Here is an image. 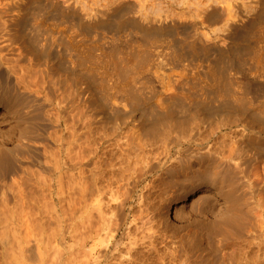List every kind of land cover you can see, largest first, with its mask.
<instances>
[{
    "label": "rangeland",
    "instance_id": "obj_1",
    "mask_svg": "<svg viewBox=\"0 0 264 264\" xmlns=\"http://www.w3.org/2000/svg\"><path fill=\"white\" fill-rule=\"evenodd\" d=\"M54 1L56 0H34V2L25 6L26 8H22L21 13L23 14V20H21V25H26L23 28L21 26V39L17 38L13 31L3 38L0 36V50L3 49V47L5 48L8 46L5 50L0 51V96H4L5 98L10 96V98H8L9 102L13 106H17L18 108H15L19 110V112L24 113L22 114L25 119L24 122L26 121L28 124L24 123L25 129H27L25 130V138L27 137V139H25L23 143H20L21 146L18 142L14 143V141H6L7 143L4 142L5 147L10 149L9 153L11 157L9 162L4 163L3 165L0 164V264H74L77 249L74 238L76 209H74L75 206L73 208V199L75 195H73L72 192H74V190L71 189L72 186L70 185L74 184L73 176L75 175L73 174H75V171L73 170L72 172L71 170L73 168V163L75 162L73 159L75 157V152L73 148L70 147L71 144L69 143L72 142L73 133L75 131L78 133H81L82 131L86 132L85 129L89 126L88 128L93 129L95 132L105 131L103 133L109 132V135L111 134L110 132H113L114 135L111 134V136H115L116 132L117 136H115L116 138L113 137L115 140H112L111 144H117L119 142L123 143L126 141L124 132L129 130L130 127L133 128V126L136 125L134 127L138 128L139 122L142 120L144 121V119L145 125H152V122H155L159 117H166V113L167 115L173 113L174 115L172 114L173 116L171 115L169 120L158 128L157 133H162L161 135L159 134L160 136H165L168 129L172 128L169 129V132L171 133L168 132L169 135L174 138H180L179 143L184 146L188 143L199 142V140L205 144L210 143L215 145L217 143L216 145L219 146L222 143H232L233 138L230 136L232 129H227L226 127L228 125L231 124V126L234 127L233 129L237 128V125L239 124L246 125L247 122L251 120L250 117H253V114L256 118L261 117L264 119V14L251 27V31L245 33V23H247V19L240 16L241 10L239 11V6L242 2H236L237 0L235 2L232 0H57L61 1L59 4V6L61 5L60 7L58 5L54 6ZM122 4H129L135 8L124 11L122 19L126 20L125 25L118 28L115 27V25L120 18L114 16L116 15L114 9ZM237 4L239 6H237ZM250 4L251 3H248V5H245L246 7L243 8L245 9V12L250 11L247 14L250 18L253 17V19H255L257 16L254 17V15H257V12L259 13V9L262 8V6L260 7L259 5ZM61 7L65 8L63 9ZM66 8L68 10H66ZM212 8L216 10V15H210V17L209 13L213 10ZM62 9L63 12H61ZM218 12L221 14H218ZM61 13H66L64 16L67 18L68 24H71L72 33L75 34L74 36L76 38L78 37L77 39L75 38L76 41L74 40L73 48L70 47V49L68 48L69 50L64 47L61 42H58L59 45H52L51 43L52 38L54 36L57 37L56 34L58 33L55 32L64 28V25L60 23V20L63 19V14ZM108 15H110V17H108ZM107 18H111V22L106 26L102 24L97 27H91L92 29L83 26L85 23L104 21L107 20ZM52 19L55 20L53 21ZM132 20L139 22V25L134 24ZM39 21H45L48 30L41 29V31L33 27V25L39 23ZM55 22H57L56 27L55 24H53ZM155 26L158 28L155 29ZM49 27L54 29V31ZM151 27L152 29L148 30V28ZM144 28L147 31H144ZM159 28L164 29L160 30ZM30 46H32L31 48L34 47V51H37H31L29 48ZM11 47H16L15 52H17V54L22 53L23 55V53H26L24 56H28L29 60L31 57V61L35 63L37 61L36 55L38 53H43L45 55L47 53L48 56L46 55L45 57V55H43L46 60L40 61L39 65L36 63L41 70V73L42 70L46 71H43V74L39 73V76L34 71L35 74H31L34 77L36 76L38 80L43 83H41L43 86L36 82L37 78L33 79L34 77L32 78L31 75L30 77L28 76L31 78V81L29 80L27 84L26 80L29 78L25 79V83L19 82L17 79L18 72L16 73L19 66H17L16 60H13L16 56L12 55L10 51L7 50L12 49ZM10 56L13 61L10 59ZM14 61L15 63H13ZM8 66L18 68H15L16 70L14 69L15 71H13L14 67L11 69ZM217 66H219V68L222 66L224 70L227 69L225 72L226 80L224 79L225 85L227 86H225L224 89H221L223 92L226 90L224 95L223 92L221 95V90L218 91L220 92L218 94L216 80L214 79L215 77L211 76V71L216 69ZM180 75L182 78L181 80H178ZM42 77L43 79L46 78L44 79L46 81L42 80ZM175 79H177L175 81L176 84L174 82ZM33 80L34 84L30 83L33 82ZM28 84H31L30 86L32 87L28 86L31 90L26 87ZM37 84H39L40 87L37 86ZM18 85H21L22 87ZM167 86H169V88ZM46 87H48V89H46ZM77 90L83 91L82 93L85 92V95H79ZM164 96L166 97V100ZM162 99L165 101L163 102ZM160 102L162 103L161 105L163 109L160 106ZM203 104L206 108H202ZM224 106L231 107L230 109H232L234 114L233 112H231L232 114H229V112L221 111V108ZM234 109H237L241 113H235ZM216 111H219L220 114L218 112L216 113ZM122 113L127 116L125 117ZM119 114L120 116L123 115L124 118L122 116V119L121 117L118 118ZM114 118L118 119L116 120L117 124L111 121ZM125 118H128L129 121ZM120 119L123 121H120ZM124 119L126 121H124ZM106 121H108L107 124ZM119 121L122 122V126L119 124ZM256 122L257 123H255L249 130L252 132H260L259 135L261 139L264 140V130H261L263 125L262 121L259 120ZM89 123L92 125H89ZM103 123L105 125H103ZM109 124H112L114 128L111 127L110 130ZM118 124L119 127H122V130L118 126L115 127V125ZM68 127L71 128L68 129ZM78 127L80 128L78 129ZM161 127L163 128L162 130L160 129ZM137 128L135 130H137ZM214 132H217V134ZM70 134L72 136H70ZM156 136H158V134H156ZM118 138L122 140H119ZM141 138L146 139L143 135H141ZM263 140H260V142H257L258 144H256V148L262 153H264ZM116 144L111 146L108 145V143L102 146L95 144L91 149L95 154L93 159L95 160V163L92 160L89 166L83 165V169H85V171L87 170L85 172L86 175L91 176L95 173L98 175L100 174V180H98L99 183L95 184L94 182L92 184L93 187L91 186L92 188L89 196L93 197H89L88 200L89 206H91L89 208L94 211L92 212L93 220L95 221H99L100 219V217H98L100 215L97 213H100L101 210H108V206L114 204L111 196V192L113 191L106 194L103 192V189L100 191V187L105 186L108 183L107 181H109V178L110 181L111 179H120H118L120 174L115 173L114 175V172H117L119 166L115 164L118 162L115 159V156H118L117 152L119 151ZM69 147L71 149H69ZM243 151L245 152L246 150L243 149ZM17 152L18 154H16ZM244 152H242L243 155H251L255 150H247V152ZM71 155L73 157H70ZM71 158L74 162L72 160V162L69 161ZM259 159L256 162L251 163V166L248 168L247 177L249 182L246 178V183H252V185L255 183L254 186H257V189L254 187L256 192H249L251 193L249 195L251 196L253 194L254 197L251 198V200L249 199L250 203H247L243 208L244 216L247 219L245 220V224H247L246 221H249L248 225H250V222L252 221L251 224L253 223L252 225L255 226V230L251 231L250 236L248 238L246 237L247 239L244 238L245 234H243V236L238 234V236V232L236 230L233 231V229L232 234L234 235L232 236H235L234 238L229 236L231 239L228 240L226 238L229 237L225 238L219 236L225 238L223 251L229 255L227 257L228 260L231 256V260H234L233 262H228L227 260V264H236L237 261H240V264H264V167L261 163L262 160ZM21 169L24 170L22 171ZM67 174L68 176H66ZM116 175L117 179H115ZM23 176L24 179H22ZM113 176L114 178H112ZM118 182L123 184L122 181ZM33 187L35 189H33ZM259 187L261 188L258 190ZM113 190H116V192L114 191L115 194L112 193L115 195V199L116 195L118 197L122 196L121 194L119 195V193H123L124 191L123 189V191H117V189ZM138 194L136 195L134 203V208L136 207V209H134L135 212H138L143 205V202L138 203V201H136ZM152 197L153 196L149 198L152 200H148L150 204L161 201L158 197L157 200L156 196H154L155 198ZM110 199L112 201H110ZM260 204L262 205V208H260ZM144 207L145 205H143V208ZM40 208H44L45 211ZM26 209L30 214L29 212L27 213L24 211ZM32 210L33 213L31 212ZM24 212L28 214L32 227L34 220L35 223L38 221L37 223L39 224H34L33 229L31 227V237L28 236V239L23 241L19 239L24 235V232L22 231L25 229L17 222V217ZM219 213V210H215L213 213L209 214L210 219L213 221L216 216L220 215ZM257 214H263L261 216L263 219L258 221L256 217ZM31 217H33L34 220ZM96 217L97 220L95 219ZM188 218L189 217H187V219ZM190 218L189 221H186L187 219L185 218L180 220L177 219L179 220L177 221L174 216H171V225L169 228L167 227V231H170L171 234L176 230L181 231L182 233L184 231L181 229L184 227L183 225H185V227L188 226L187 228L191 230L190 232H192V234L195 233L194 235L203 231L200 234L203 235L205 243L209 240L214 246L218 237H216V239L214 238L212 241L211 239L213 238L210 239L208 235H206L207 237L205 236V232H207L206 223L208 222H204V220L203 222L202 220H192L193 218ZM187 222L189 223L188 225H186ZM135 223L136 221L133 222L132 225ZM35 227L39 228L37 229ZM229 230L231 232V229ZM167 231L162 232L167 233ZM165 233L159 234V242L156 243L157 245L160 243V248L156 252L157 254L160 252L159 256L153 250V260H155V262H152L153 260H151L146 264H165L172 262V260L169 259L171 258L169 255L167 256V260H164L166 259V255L170 253V249L175 247V245L172 244V247L170 246V241L173 243L172 238H167L170 234L167 233V235ZM162 235L163 237L166 235V237L161 238ZM192 238L194 237L192 236ZM97 239L95 240L97 241ZM162 239L168 241L169 245L166 246L165 242L164 245H161L163 244ZM93 246V241H90L88 245L80 248V250H82L80 253H83L84 255L86 254L85 257L92 261H94L93 258L99 255L98 250L102 247H100L99 244L97 248L96 246L93 248ZM90 247H92V249ZM161 247H165L167 250H165V248L163 250ZM144 249L146 250V247H144ZM214 249H217L216 246H214ZM89 250H91V252ZM220 252L221 251L218 249L219 254ZM89 253L90 255L88 256L87 254ZM230 254H233L234 256ZM159 257L161 259H159ZM81 258L85 261L83 256H81ZM124 258L127 257L124 256ZM240 258L242 260H240ZM196 259L197 258L194 259L192 264H200L198 263V259ZM118 263L119 262L117 261V264Z\"/></svg>",
    "mask_w": 264,
    "mask_h": 264
},
{
    "label": "bare ground",
    "instance_id": "obj_2",
    "mask_svg": "<svg viewBox=\"0 0 264 264\" xmlns=\"http://www.w3.org/2000/svg\"><path fill=\"white\" fill-rule=\"evenodd\" d=\"M232 1L235 2L236 0H232ZM238 1L242 2L241 3L242 5L239 2L240 6L238 4H237V6H239V11L241 10L240 11V16L242 18H244V19H247V23H245L246 26H245V30L244 31H245V33H248V32L251 31V27L255 24V22H257V20H259L262 17V15L264 14V0H237L236 2H238ZM31 2H34V0H0V36L2 38L5 37V36H7V35H9L13 31L14 32V35L17 38L21 39V37H22L21 36V26L23 28L26 25V24L24 26L21 25L22 24V21L21 20H23V14L21 13L22 12V8L25 7V6H27ZM60 2L61 1H57L56 0V1L53 2V5L54 6H57V5L59 6ZM248 3H251L252 5L253 4L259 5L260 7L262 6V8L259 9L260 11L258 10L259 13L257 12V15L256 14L254 15V17L257 16L255 19H253V17L250 18L247 15L248 12H250V11L245 12V9L243 8V7H246L245 5H248ZM189 5H187V6H189ZM216 6H217V4H216ZM59 7H57V8H59ZM61 8H63V7H61ZM131 8L133 9L135 7L134 6H130L129 4H122V5H119L118 7H116L114 9V12L116 14L114 16H117V18H120L119 21H117V23H116L117 26L115 25V27L120 28L123 25H125L126 20H123L122 19L123 18L122 15H123L124 11H126L128 9H131ZM49 9H50V7H49ZM63 9L61 10V12H63ZM215 9H217V8H215ZM252 9H253V7H252ZM66 10H68V9L66 8ZM69 10H71V9H69ZM223 10H225V9H223ZM208 11H210V10H208ZM228 13H230V12H228ZM61 14H63V13H61ZM64 14L66 15V13H64ZM64 14L62 15L63 16V19L60 18L61 19L60 20V23L64 25V28L62 30H58V32H55V33H58V34H56L57 37L54 36L52 38V35H51V38H52V40H51L52 42L51 43H52V45H55V44H58L59 45L58 42H61V44L64 45V47H66L67 49L68 48L70 49V47L73 48L74 40L76 41V39L78 37L76 38L74 36L75 34L72 33L73 31H72L71 26H70L71 24H68L67 18L64 16ZM70 14H71V12H70ZM218 14H221V13L218 12ZM222 14H223V12H222ZM210 15L211 16L216 15V10L213 9L209 13V16ZM108 17H110V15H108ZM111 18H107V20L98 21V22H94V23L93 22L92 23L91 22H88V23L83 24V26H85V28L97 27V26L102 25V24L104 26H106V25H108L111 22L110 21ZM238 19H240V18H238ZM128 21H130V20H128ZM132 22H134V24H136V25H139V22H137V21H133L132 20ZM53 24H55V27L57 26V22H55ZM34 25H33V27L37 28L38 30H41V29H47L48 30V28H46L45 21H42V22L39 21V23H36ZM142 26H144V25H142ZM132 28H134V27H132ZM157 28L158 27H156L155 29H157ZM50 29H52V28H50ZM144 29H142V30H144ZM149 29H152V27L151 28H148V30ZM163 29H160V30H163ZM52 30L54 31V29H52ZM144 31H147V30L145 29ZM188 37H190V36H188ZM76 43H78V42H76ZM32 46H30L29 48H30L31 51H34V47L31 48ZM6 47H8V46H6ZM5 48L3 47V49H1L0 51L5 50ZM7 50H9L10 53L12 55H15L16 58H17V59L16 58L15 59L13 58V60H16V64H17V66H19V69H17L18 67H14L15 66L14 64H12V65H14L12 67H14L13 68V71H15L16 69L18 70V71H16V73L18 72L17 73L18 74L17 79L19 80V82L25 83L27 81L26 82V84H27L29 80L31 81V78H29L31 74L34 75L36 73L39 76L40 74H43L46 71V70L45 71L42 70V73H41V70L38 68L39 62L42 61V60L43 61L46 60L43 57V55H45V54H43V53L40 52L41 54L38 53L36 55V60H37L36 63H38V65H37L35 62L31 61V57H30V60H29L28 56H24V54H26V53H23V55H22V53H20V54L18 53L17 54V52H15L16 51V47L15 48H12V49H7ZM35 51H37V50H35ZM45 53H46V51H45ZM46 55H47V53H46ZM46 55H45V57H46ZM2 59H4V58H2ZM10 59L12 60V57ZM120 59H122V58H120ZM8 63H10V62H8ZM13 63H15V61ZM41 63H43V62H41ZM41 63H40V65H41ZM113 65H115V64H113ZM8 67L12 69V67H10V66H8ZM186 68H188V67H186ZM218 68H219V66H217L216 69H213L211 71V76L215 77L214 79L216 80V89H217V92L220 91L221 89H224L225 86H227V85H225V80H226L225 79V72H226L227 69L224 70L222 66L219 69ZM207 69H209V68H207ZM33 77L34 76H32V78ZM27 78H29V79L25 81V79H27ZM36 78L37 77L35 76L33 79H36ZM181 78L182 77L180 75L178 80H181ZM44 79H46V78H44ZM44 79L42 77V80H44ZM15 80H16V78H15ZM176 80L177 79H175L174 82ZM44 81H46V80H44ZM36 82H38L40 84L42 83L41 81L38 80V78H37ZM30 83H33L34 84V80H33V82H30ZM42 84H41V86H43ZM47 84H48V81H47ZM175 84H176V82H175ZM30 85L31 84H28L26 87L31 90V88L28 87ZM18 86H21V85H18ZM37 86H39V84H37ZM26 87L24 86V88L27 90ZM30 87H32V86H30ZM48 87H46V89H48ZM167 87L169 88V86H167ZM25 89H23V90H25ZM39 89H41V88H39ZM42 89H43V87H42ZM82 92L83 91H78L79 95L82 96L85 93V92L84 93H82ZM220 92H221V95H222V92L223 91L221 90ZM220 92H218V94ZM224 92H223V95H224ZM260 93H262V92H260ZM226 94H228V93H226ZM170 96H172V95H170ZM8 98H10V96ZM8 98H5L4 96H2V97L0 96V134L2 136V137L0 136L1 137V140H0V164H2V165L4 163H6V162H9L10 157H11L10 156V153H9V150L10 149L7 148V147H5L4 142H6V141L7 142L8 141L9 142L12 141L13 142L14 141V143L15 142H18L20 144V143H23L25 141V139H27V137L25 138V136H26L25 135L26 134L25 133L26 132L25 130H27V129H25V127H24V125H25L24 123H26V121L24 122L25 119H24V116H22V114H24V113L19 112V110H17L15 108L17 106H13L9 102ZM16 98H17V96H16ZM15 99H13V100H15ZM119 99H121V98H119ZM184 99H185V97H184ZM69 100H71V99H69ZM165 100H166V97H165ZM165 100H163V102ZM174 101H175V99H174ZM116 102H117V100H116ZM161 104L162 103L160 102V106L162 107ZM14 105H17V104H14ZM113 107H114V105H113ZM202 108H206V106L203 104ZM230 108L227 107V106H224V107L221 108V111L229 112V114H230L231 112H233L232 109H230ZM133 109H135V108H133ZM162 109H163V107H162ZM205 110H208V109H205ZM234 110H235V113L240 112L237 109H234ZM157 112H159V111H157ZM217 112L220 114L219 111H216V113ZM124 113H125V111H124ZM162 113H164V112H162ZM125 114H123V115L125 116ZM172 114L167 115V113H166V117H162V118L159 117L155 122L154 121L152 122V125L149 123L151 126L150 125H148V126L145 125L144 124L145 123L144 122L145 119H144V121L142 120L141 122H139L140 128L138 126V128L136 127L137 130H135L136 128L134 126H136V125H134L133 128H135V129H133V128L130 127L131 129L129 128V130H127V131L124 132V134H125L124 137L126 138V141L125 142H123V143H120L119 142L117 144L115 143L116 144V147L119 150L117 152V155L118 156H115V159L118 162L115 163V164H117L119 166H118L117 172H114V175H115V173L120 174L118 176V179L119 178L120 179L119 180H113V179H111V181H110V178H109V181H107V179H106V181L108 182L107 184L104 182L106 184L105 186H102L101 185L103 188L100 187V185H99V187L101 188L100 191H102V189H103V192H105L106 194L107 193L109 194L111 191H113V192H111V196H112L113 201L111 199H110V201L114 202V204H110L108 206V210H106V211L105 210H101L100 213H97V214L100 215V216H98V217H100V219L98 218L99 221L93 220V212L94 211L91 210V208H89L91 206H89L88 200H89V197H91L89 195H90V190L93 187L92 184L94 182H95V184L99 183L98 180H100V174L98 175L97 173H95L94 175H91V176L86 175L85 172L87 170L85 171V169H83L84 168L83 165H88L89 166V164L94 159V155L95 154H94V152L91 149H92V147L95 144H97L99 146H102V145H104L106 143H108V145H110V146L111 145H115L114 143L111 144V141L112 140H115V138H116L115 136H117V135H116V132H115V136H111V134L114 135L113 132H110L111 133L110 135L108 134L109 132L108 133H103L105 131H100L102 133L95 132L93 129L88 128L89 126L87 127V129H85L86 132H83V131L81 132L80 131L81 133H78V132H76L74 130L75 132L73 133V140H72L71 143H69V144H71L70 147L73 148V150L75 152V157L73 158L75 160V162L73 161L72 158L69 160L70 162L73 161L75 163V164L73 163V168L71 170L72 172H73V170L75 171V174H73V175H75V176H73L74 177V182H73L74 184L73 185H70V186H72L71 189L74 190V192H72L73 195L76 196V197L74 196V199H73L74 200V205L72 204L73 205V208L75 206L74 209H76L75 210L76 211V222L74 223V233H75V237L74 238H75V241H76V245H77L76 248L77 249H76V253H75L76 254V260H75L74 264H117V261L120 264H146V263H149V261L153 260L154 251L156 253L157 250H159V248H160L159 247V244L160 243L158 245L156 244V243L159 242V237H158L159 234L165 233V232H162V231H167V229L171 225V221H172L171 216H174V218L176 220L177 219L180 220L182 218L187 219V217H189V218L191 217V218H193L192 220H202V222H203V220H204V222L207 221L209 224L206 223L207 224L206 225L207 232H205V236L208 235V237L210 239L213 238V239H211L212 241L214 240V238L216 239V237H218L216 239L217 241H215L216 243L214 244V246H216L217 249H214V246H213V244H212L211 241L208 240V242L205 243L204 238H203V235L200 234L203 231L202 232H199L197 235H194L195 233L192 234V232H190L191 230L187 228L188 226L185 227V225H183L184 227L181 230L184 231V232H182V233H181V231H177V230H176L177 232L176 231L175 232H172V234L170 233V231L169 232L167 231V233H169L170 235H168L167 233H165V234L168 235L167 238H169V237L172 238V242L174 243L173 244L170 241V243H169L170 246L172 247V245H175V247H173V249H170V253H168L167 255L165 254L166 255V257H165L166 259H164L166 261L167 258H168L167 256L169 255L171 257L169 259H171L172 262L165 263V264H180V263L192 264L195 258L198 259V261H199L198 263H200V264H227L226 261L228 260L227 257L229 255H227V253L223 251V247H224L223 245L225 244L224 241H225V238L226 237H229V236L232 237V238L235 237V236H232V235H234V234H232V229H233V231L236 230L238 232V233L236 232L237 235L240 234V236H243V234H245L244 238H246V237L248 238L250 236V234H251V231H254L255 230L254 229L255 226L252 225L253 223L251 224L252 221L250 222V225H248V222L249 221H246L247 224H245V220H247V219L245 218L244 213H243L244 206H246L247 203H250L249 202V199L251 200V198L254 197L253 194L251 196L249 194H251V193H253V191H255L254 187L257 189V186H254L255 183L253 185H252L251 182H250L251 184H249V183L247 184L246 183L247 181L249 182V179L247 177L248 176L247 175V172H248V168L251 166L250 164L256 162L259 158L262 160L261 163H262V165L264 167V153L260 152L259 149L256 148V144H258L257 142H260V140L261 141L263 140V139H261V137L259 135L260 132L259 133L258 132H255V131L252 132L249 129L252 128L255 123H257L256 121H259L260 120V121H262V124H263L261 130H264V119H262L259 116H258L259 118H256V116L254 117V114H253V117L252 116L250 117L251 120L248 121L246 125L239 124V125H237L238 127L235 128V129H233L234 127L231 126V124L228 125L226 128L229 129V130L232 129L231 132L229 131L231 133V135L230 134L229 135L233 138L231 144H225V143L223 144L222 143L219 146H217L216 145L217 143L215 145L214 144H210V143L205 144V143H203V142H201L199 140V142H192L190 144L188 143V144H185L186 146H184L181 143H179L180 138L179 139L176 138V137L174 138V137H172V136L169 135V133H170L169 132L170 131L169 129H172V128H169V129L167 128L169 133L167 132V134L165 136L164 135L163 136H160L162 134V133L160 134V132L157 133L158 128L163 123L167 122V120H169V117ZM233 114H234V112H233ZM123 115H121V116L124 118ZM130 115H131V113H130ZM242 115H243V113H242ZM121 116L119 114L118 118H120ZM116 117H117V115H116ZM122 117H121V119H122ZM108 119H110V118H108ZM121 119H120V121H123ZM125 119H124V121L128 120V118L126 120ZM116 120H118V119L117 118L116 119L114 118L111 121L117 124ZM147 120H146V122H147ZM107 122L108 121H106V124H107ZM121 123L122 122H120L119 124H121ZM123 123H125V122H123ZM119 124L118 125H115V127L116 126L119 127ZM66 125H67V123H66ZM73 125H72V127H73ZM89 125H92V124L89 123ZM103 125H105V124L103 123ZM111 125H110V130H111V127H113V125L112 126ZM121 126H122V124H121ZM121 126L119 128L122 130V127ZM123 126H124V124H123ZM165 126H163V127H165ZM80 127H78V129ZM235 127H236V125H235ZM69 128H71V127H68V129ZM75 129H76V127H75ZM138 129H139L140 133H139ZM160 129L162 130L163 128L161 127ZM71 130H73V129H71ZM82 130H84V129H82ZM174 132H175V130H174ZM214 133L217 134V132H214ZM122 134H123V131H122ZM122 134H121V136H122ZM156 134H158V136H156ZM195 134H197V133H195ZM198 134H199V132H198ZM141 135H143V137L146 138V139L141 138ZM70 136H72V135L70 134ZM113 137H115V138H113ZM121 138H123V137H121ZM161 138H163V139H161ZM59 139H60V137H59ZM195 139H196V137H195ZM67 140H68V138H67ZM119 140H122V139H119ZM203 140H205V139H203ZM226 142H227V140H226ZM41 145H43V144H41ZM72 145H73V147H72ZM20 146H21V144H20ZM48 146H49V144H48ZM12 147H13V145H12ZM70 147H69V149H71ZM243 149L246 150L245 152H247V150H255V152L253 154H251V155H243V153H242V152H244ZM114 152H116V151H114ZM16 154H18V152ZM69 154H71V153H69ZM103 155H104V153H103ZM70 157H73V156L71 155ZM93 161L95 163V160H93ZM46 163H47V161H46ZM70 167H72V166H70ZM70 167H68V168H70ZM58 168H60V167H58ZM23 173H25V172H23ZM17 175H18V173H17ZM23 175H25V174H23ZM66 176H68V174ZM20 177H21V175H20ZM115 177H116L115 179H117V175ZM15 178H16V176H15ZM112 178H114V176ZM246 178H247V181H246ZM22 179H24V176H23ZM58 179H60V178H58ZM118 181H122L123 184L121 182H118ZM49 183H50V181H49ZM119 183H121V184L118 185ZM30 187H31V185H30ZM260 188L261 187H259L258 190ZM33 189H35V188L33 187ZM113 189H117V191L121 189L120 191H123V193H121L119 191L120 192L119 195L120 194L122 195V196H120L121 198L116 195V199H115V195L114 194H115L116 190H113ZM97 191H98V189H97ZM249 192H251V193H249ZM112 193H114V194H112ZM137 194H138V198L136 199V201H138V203L143 202V205H145V207L143 208V205H142V208L140 209V207H139L140 210H138V212H135L134 209H136V207L134 208V203H135V198H136V195ZM151 196H153V197L156 196V198L158 197L161 200V201H159L161 203H159L157 201L158 200V198H157L156 201L158 203H153V204L151 203L150 204L148 200H152V199H149V198H151ZM119 199H121V200H119ZM95 201H96V199H95ZM153 201H151V202H153ZM2 202H3V200H2ZM72 203H73V201H72ZM259 206H260V208H262V205L261 204ZM27 209L24 210V211H26L28 213L29 211H27ZM40 209H43L44 210V208H40ZM98 210H100V209H98ZM215 210H219V212H220L219 214L220 215L218 214L219 216H216L217 218L215 217L216 220L213 219V221H212L210 219V217H209V214L213 213ZM26 212H24L20 216L17 215V216H19V217H17V222L20 224V226H22L25 229V230L23 229L24 231H22V232H24V235H22L21 237L19 236L20 237L19 240H23V241L26 240V239H28L27 238L28 236L31 237L30 236L31 235L30 233H31L32 223H31L30 218H29V216H28V214ZM31 212L33 213V210ZM32 213H31V215H32ZM29 214H30V212H29ZM97 214H96V216H97ZM108 214H110V215H108ZM213 215H210V216H213ZM262 215L263 214H261V215L260 214H257L256 217H257L258 221L261 220V219H263V217H261ZM35 216H37V215H35ZM31 218L34 220L33 217H31ZM189 218L186 221H189ZM95 219L97 220V217ZM15 220H16V217H15ZM36 220H38V219H36ZM179 220H177V221H179ZM192 220H190V221H192ZM10 221H11V219H10ZM135 221H136V223L132 225V223L135 222ZM8 223H9V220H8ZM36 223H35V220H34L33 227H34V224L36 225ZM59 223H60V221H59ZM37 224H39V223H37ZM188 224L189 223L187 222L186 225H188ZM33 227H32V229H33ZM35 228H37V227H35ZM174 228H176V227H174ZM177 228H178V226H177ZM229 229H231V232H230ZM251 229H253V230H251ZM178 230H179V228H178ZM171 231H172V229H171ZM17 233H18V231H17ZM35 235H37V234H35ZM45 235H47V234H45ZM192 236L194 238H192ZM219 236H223L225 238L219 237ZM165 237H166V235H165ZM165 237H163V235H162L161 238H165ZM230 237L229 238H226V239L229 240V239H231ZM188 238L193 239V240H190ZM95 239H97V241ZM188 240H190V241H188ZM205 240H207V239H205ZM90 241H93V245L96 246V248H97L98 244H99L100 247L102 246L101 248H99V250L97 249L98 252H99V255H97V257H95L97 259L93 258L94 261H92L90 259H87L85 257L86 254L84 255L83 253H80V251L82 252V250H80V248L82 246L88 245ZM95 242H97V243H95ZM162 242H163V244H161V245H164V242H165V245L166 246L169 245L168 244V241H166V240H163L162 239ZM50 245H51V243H50ZM94 246H93V248H95ZM157 246H158V248H157ZM144 247H146V250L144 249ZM171 247H169V248H171ZM90 248L92 249V247H90ZM161 248H163V247H161ZM164 248H163V250H164ZM218 249L221 251L220 254L218 253ZM165 250H167V248H165ZM89 251L91 252V250H89ZM168 252H169V250H168ZM241 253H243V252H241ZM159 254H160V252L157 255L159 256ZM87 255L89 256L90 253L87 254ZM157 255H155V256H157ZM230 255H233V254H230ZM81 256H83L85 258V261L82 260L83 258H81ZM124 256H126L127 258H124ZM245 256H246V254H245ZM231 258H232V256L229 258L228 262L229 261H232ZM91 259H92V257H91ZM159 259H161V258L159 257ZM233 259H235V258H233ZM240 260H242V259L240 258ZM152 262H155V260H153ZM240 263H241L240 261H237L236 264H240ZM245 264H247V263H245Z\"/></svg>",
    "mask_w": 264,
    "mask_h": 264
}]
</instances>
